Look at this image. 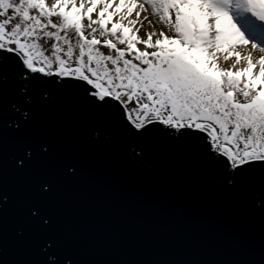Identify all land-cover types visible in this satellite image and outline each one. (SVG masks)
I'll use <instances>...</instances> for the list:
<instances>
[{
    "label": "snow or ice",
    "instance_id": "6c2138e0",
    "mask_svg": "<svg viewBox=\"0 0 264 264\" xmlns=\"http://www.w3.org/2000/svg\"><path fill=\"white\" fill-rule=\"evenodd\" d=\"M0 264H264V0H0Z\"/></svg>",
    "mask_w": 264,
    "mask_h": 264
},
{
    "label": "rangeland",
    "instance_id": "374dc122",
    "mask_svg": "<svg viewBox=\"0 0 264 264\" xmlns=\"http://www.w3.org/2000/svg\"><path fill=\"white\" fill-rule=\"evenodd\" d=\"M154 19V18H153ZM159 26L157 25V28H158ZM151 29L149 28V26H148V22L146 21L145 23H144V27L141 29V31L142 32H147V31H150Z\"/></svg>",
    "mask_w": 264,
    "mask_h": 264
}]
</instances>
